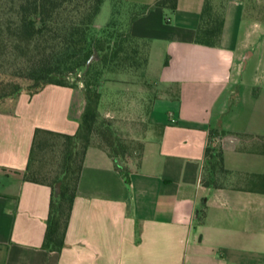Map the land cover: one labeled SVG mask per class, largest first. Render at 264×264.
<instances>
[{
    "label": "crops",
    "instance_id": "crops-1",
    "mask_svg": "<svg viewBox=\"0 0 264 264\" xmlns=\"http://www.w3.org/2000/svg\"><path fill=\"white\" fill-rule=\"evenodd\" d=\"M204 3L178 0L132 23L147 64L107 78L99 111L143 140L141 168L127 183L116 160L89 148L61 252L42 247L52 189L24 173L37 129L76 134L84 91L49 85L0 112V264H264V94L238 88L253 56L240 4L207 47L195 41ZM214 131L229 172L217 187L205 184Z\"/></svg>",
    "mask_w": 264,
    "mask_h": 264
},
{
    "label": "trees",
    "instance_id": "trees-1",
    "mask_svg": "<svg viewBox=\"0 0 264 264\" xmlns=\"http://www.w3.org/2000/svg\"><path fill=\"white\" fill-rule=\"evenodd\" d=\"M105 2L0 0V112L4 106H13L24 92L34 95L49 85L77 88L78 84L71 83L70 79L78 77L85 94V107L76 134L37 129L24 173L26 181L52 189L42 246L51 252H61L66 246L68 226L90 147H99L113 160L119 159L127 183L129 175L140 170L145 143L137 142L136 147L131 146L112 130L110 120L102 118L99 80L103 70L104 74L141 70L147 64V51L140 48V41L132 35V23L154 7L171 12L178 7V0H156L152 5L142 7L143 12L139 15H131L125 28H118L99 21ZM225 13V7L215 4L214 0H205L195 40L197 44L220 45ZM98 66H102L100 72ZM223 133L214 131L212 142L205 150L207 186L217 187V177L229 173L224 166L220 144ZM50 137L65 141L60 167L52 172L53 176L51 172L35 167L39 155L48 148ZM57 185H60L58 190Z\"/></svg>",
    "mask_w": 264,
    "mask_h": 264
},
{
    "label": "rangeland",
    "instance_id": "rangeland-1",
    "mask_svg": "<svg viewBox=\"0 0 264 264\" xmlns=\"http://www.w3.org/2000/svg\"><path fill=\"white\" fill-rule=\"evenodd\" d=\"M215 4L221 5L223 8H227L230 3H239L242 10V20H243V30H242V40L244 45H246V50L253 56L250 58L246 70L243 73L242 86L239 89H250L254 93L264 94V0H214ZM114 5V6H112ZM143 6H136L130 0H125L118 3L115 0H106L103 5L102 12L99 16V21L104 23L114 24L118 28H125L129 23L131 15L140 14L143 12ZM115 10V12H114ZM168 17H172L171 12L167 11ZM173 18V17H172ZM142 50L147 51L146 43H139ZM150 47V46H149ZM155 49V48H154ZM149 51V50H148ZM242 59V57H241ZM155 60H158V55L155 56ZM99 72L102 70V66H98ZM119 72L109 74L105 73L104 70L101 73V79L99 80V89L102 83L107 78H116ZM115 75V77L113 76ZM71 83H77V88H82L83 85L80 82V77L77 79H70ZM11 105L4 106L3 108H10ZM101 114V113H100ZM102 116V114H101ZM102 118H104L102 116ZM112 123V130L119 135L121 138L126 140L131 146H137V142H142L143 140L132 139L131 137L125 136L122 132L118 131L115 120L105 117ZM105 119V120H106ZM136 123V120L132 121ZM130 122V123H132ZM97 141L100 138L97 137ZM48 148L43 151L36 163V168H43L44 172H55L59 169L62 159V151L64 147V140L50 137L48 138ZM136 143V144H135ZM134 144V145H133ZM137 155V152L134 153ZM39 166V167H38Z\"/></svg>",
    "mask_w": 264,
    "mask_h": 264
},
{
    "label": "water",
    "instance_id": "water-1",
    "mask_svg": "<svg viewBox=\"0 0 264 264\" xmlns=\"http://www.w3.org/2000/svg\"><path fill=\"white\" fill-rule=\"evenodd\" d=\"M116 161L118 162L119 165H121V161H120L119 159H117ZM59 186H60V185H57V186H56V189H57V190L59 189Z\"/></svg>",
    "mask_w": 264,
    "mask_h": 264
}]
</instances>
